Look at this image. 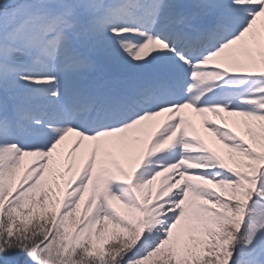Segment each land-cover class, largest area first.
Here are the masks:
<instances>
[{
	"label": "snow or ice",
	"instance_id": "snow-or-ice-1",
	"mask_svg": "<svg viewBox=\"0 0 264 264\" xmlns=\"http://www.w3.org/2000/svg\"><path fill=\"white\" fill-rule=\"evenodd\" d=\"M0 264H264V0H0Z\"/></svg>",
	"mask_w": 264,
	"mask_h": 264
},
{
	"label": "rangeland",
	"instance_id": "rangeland-1",
	"mask_svg": "<svg viewBox=\"0 0 264 264\" xmlns=\"http://www.w3.org/2000/svg\"><path fill=\"white\" fill-rule=\"evenodd\" d=\"M176 2H177L178 4L188 5V4L192 3L193 0H176ZM107 75H108L109 77H112V76L118 75V70L113 69V70L109 71V72L107 73Z\"/></svg>",
	"mask_w": 264,
	"mask_h": 264
}]
</instances>
